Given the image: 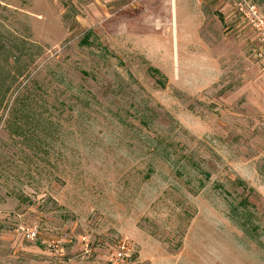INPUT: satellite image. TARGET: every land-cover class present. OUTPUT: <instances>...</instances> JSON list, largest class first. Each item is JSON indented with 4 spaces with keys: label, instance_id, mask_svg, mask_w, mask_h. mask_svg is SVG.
Segmentation results:
<instances>
[{
    "label": "rangeland",
    "instance_id": "rangeland-1",
    "mask_svg": "<svg viewBox=\"0 0 264 264\" xmlns=\"http://www.w3.org/2000/svg\"><path fill=\"white\" fill-rule=\"evenodd\" d=\"M239 1L0 0V264H264V0Z\"/></svg>",
    "mask_w": 264,
    "mask_h": 264
},
{
    "label": "trees",
    "instance_id": "trees-1",
    "mask_svg": "<svg viewBox=\"0 0 264 264\" xmlns=\"http://www.w3.org/2000/svg\"><path fill=\"white\" fill-rule=\"evenodd\" d=\"M14 47H15L14 43L13 44L11 43L8 47H6V48L3 47L2 48V52L0 53L3 56V60H2L3 61V68L0 69V96H3V93L6 92L8 90V88H9V86H10L9 85L10 82H8L9 84L6 87H4V84H5V82H7L6 80L8 79V76H9V74L11 72V68L13 66V64L9 63V60H10L9 58H10V54H11L10 52H11L12 48H14ZM16 63H17V61H16ZM14 71H16V75L20 76L21 70L19 71V67H17V65L14 67ZM153 71L157 72L156 69H153ZM240 202H242L240 204L243 207L247 206L249 204V202H248V200L246 198L242 199ZM249 224L250 223H249L248 220H245V221H242V222L238 223V225L244 231L251 230L248 227Z\"/></svg>",
    "mask_w": 264,
    "mask_h": 264
},
{
    "label": "built area",
    "instance_id": "built-area-1",
    "mask_svg": "<svg viewBox=\"0 0 264 264\" xmlns=\"http://www.w3.org/2000/svg\"><path fill=\"white\" fill-rule=\"evenodd\" d=\"M250 10H254L253 5H249ZM237 9L239 10L240 13L246 14L248 13V10L245 7L244 0H240L237 3ZM37 235V232L33 229H28L25 236L29 239H34ZM133 249V247H132ZM131 255V246H129V242L123 240L118 244V247L116 249V252L111 256L109 259L110 264H122V260L124 258H127ZM118 259H120V262H118Z\"/></svg>",
    "mask_w": 264,
    "mask_h": 264
}]
</instances>
